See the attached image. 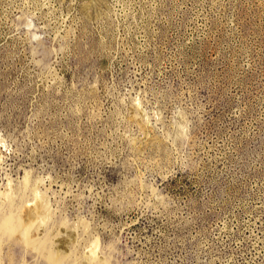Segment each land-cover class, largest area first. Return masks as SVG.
<instances>
[{"label": "rangeland", "instance_id": "obj_1", "mask_svg": "<svg viewBox=\"0 0 264 264\" xmlns=\"http://www.w3.org/2000/svg\"><path fill=\"white\" fill-rule=\"evenodd\" d=\"M53 255L264 264V0H0V264Z\"/></svg>", "mask_w": 264, "mask_h": 264}, {"label": "bare ground", "instance_id": "obj_2", "mask_svg": "<svg viewBox=\"0 0 264 264\" xmlns=\"http://www.w3.org/2000/svg\"><path fill=\"white\" fill-rule=\"evenodd\" d=\"M40 205V204H39ZM38 205V206H39ZM42 205V204H41ZM40 205V206H41ZM39 206V207H40ZM42 206H44V204L42 205ZM41 206V207H42ZM46 206V205H45ZM37 207V206H36ZM35 207V208H36ZM39 207H38V209H39ZM47 208H48V206H46ZM46 207H43L44 208V211L43 210H40L41 212L43 211L45 214H44V216H42L41 217V219H37V216L36 215H34L33 216V214L31 215L30 214V220H28L27 222H25L23 225H21L20 227H19V238L21 239V240H23L24 242H25V244L27 245V243H28V245H30V244H37L35 241H34V236L36 237V236H38V235H36L37 233H39L38 231H41L40 230V226L42 227V224H43V222H44V220H45V217H46V215L47 216H49L48 215V209L46 208ZM42 209V208H41ZM35 211L37 212V210L35 209ZM39 211V210H38ZM40 212V213H41ZM43 212L41 213V214H43ZM30 213V212H29ZM38 213V212H37ZM13 216V215H12ZM10 217H11V215H10ZM13 218H14V216H13ZM12 218H10L9 219V217H8V219H6L4 222H3V225H2V227L3 228H7L9 225H10V223L13 221V220H11ZM3 228H2V230H3ZM44 228V227H43ZM38 245V244H37ZM36 246V245H35ZM53 262L55 263V264H57V262H59V259H58V256L57 255H53Z\"/></svg>", "mask_w": 264, "mask_h": 264}]
</instances>
